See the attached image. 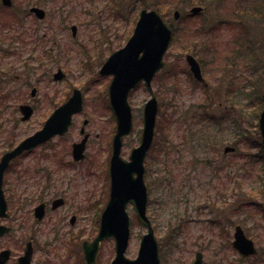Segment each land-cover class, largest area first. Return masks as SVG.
<instances>
[{
    "label": "rangeland",
    "instance_id": "rangeland-1",
    "mask_svg": "<svg viewBox=\"0 0 264 264\" xmlns=\"http://www.w3.org/2000/svg\"><path fill=\"white\" fill-rule=\"evenodd\" d=\"M67 1L54 0L47 8L43 6L47 17L40 21L30 14L32 0H14V7L8 9L0 0V157L41 129L75 88L84 95L83 112L73 117L64 139H54L52 145L46 143L15 160L6 173L10 216L2 223L13 232L0 238V251H12L8 264H18L17 257L25 247L17 242L22 231L34 229L31 206L24 203L18 208L17 178L26 180V189L37 182L36 191L46 186V167L51 161L45 153L68 148L71 152L72 144L82 138L80 128L85 119L90 121L86 132L91 139L86 160L64 174L68 186L74 184L67 190L72 203L66 212L77 211L79 204L85 240L97 235L100 215L96 208L102 213L110 197L109 162L116 129L109 107L112 77H102L99 71L113 51L126 45L144 8L157 10L174 30L165 67L152 83L159 111L153 145L145 160L148 215L160 244L161 263L192 264L201 251L203 264H264V153L256 146L248 147L251 139L260 142L254 114L261 112L259 97L264 90V0H70L63 6ZM197 6L202 12L190 15ZM101 9L97 27L100 14L96 12ZM176 10L181 13L179 20L174 19ZM86 11L91 13L88 18L83 16ZM73 25L78 26L75 39ZM35 31L46 38H36ZM118 35H122V45L109 48L107 42ZM10 51L17 54L8 55ZM187 54L198 59L207 86L194 80ZM59 68L66 74L64 82L53 80ZM32 87L37 90L34 98ZM150 98L144 85L130 96L134 131L125 138V159L140 144L144 106ZM19 103L34 105L35 114L29 121L21 120ZM227 145L235 146L236 152L225 155ZM128 212L132 233L126 255L134 259L147 229L132 204ZM237 226L255 241L256 256L244 259L234 248ZM48 229L46 225L37 231L36 264H84L81 242L68 249V229L58 238ZM115 255L114 240H106L98 264H111Z\"/></svg>",
    "mask_w": 264,
    "mask_h": 264
},
{
    "label": "water",
    "instance_id": "water-1",
    "mask_svg": "<svg viewBox=\"0 0 264 264\" xmlns=\"http://www.w3.org/2000/svg\"><path fill=\"white\" fill-rule=\"evenodd\" d=\"M7 6L12 5V0H2ZM144 1V0H140ZM201 8H194L192 12L198 13ZM39 19L45 18V11L40 8H33ZM176 19H179L180 12L175 11ZM73 35L76 37L77 27H72ZM173 40V29L164 21L163 17L155 10H142L137 22L133 36L128 40L125 47L113 53L103 65L101 75H113L109 88L110 105L117 122V132L113 139L112 156L110 161L111 193L110 199L103 212L101 219V231L93 243H86L85 247L90 254L87 255L89 262L94 258L99 249L100 242L111 236L116 241V258L112 264H161L159 258V244L151 221L147 216L148 189L145 183V159L152 147L155 126L158 116V101L154 94L152 81L156 74L165 66L164 57L168 52ZM187 61L191 66L194 76L203 80L201 68L196 59L188 55ZM64 75L58 72L55 80L63 79ZM142 82L151 94V99L144 107L143 124L144 129L140 145L136 147L125 160L122 157V149L125 137L133 131V112L129 97L134 89ZM36 90L32 91L35 96ZM264 101V92H263ZM23 120H29L34 109L28 105H21ZM83 110V96L79 89L74 91L72 97L47 120L44 127L26 138L20 145L11 151L6 152L0 159V218L8 217V204L5 198L3 184L4 174L11 162L25 151L31 150L48 140L56 134H65L72 124V117ZM87 121L84 122V125ZM259 130L264 147V109L259 119ZM82 130V134L84 133ZM89 135L73 145V156L75 160L85 159V151ZM233 147H226L225 152L234 151ZM132 204L138 220L148 229L147 234L141 238L140 251L136 259H129L125 251L130 241L131 218L128 213V205ZM43 206L37 210V215L42 216ZM11 229L1 225L0 236L8 233ZM234 245L246 256L256 252L254 243L248 239L243 230L238 227L235 235ZM32 247L28 244L26 255L21 258V264H30ZM11 252L3 251L0 254V264H6ZM193 264H202V254H197Z\"/></svg>",
    "mask_w": 264,
    "mask_h": 264
},
{
    "label": "flooded vegetation",
    "instance_id": "flooded-vegetation-1",
    "mask_svg": "<svg viewBox=\"0 0 264 264\" xmlns=\"http://www.w3.org/2000/svg\"><path fill=\"white\" fill-rule=\"evenodd\" d=\"M39 4H41V2ZM31 69L32 68H30V70ZM65 79H66V77H65ZM65 79L60 81V82H64ZM199 83L202 85L205 84L207 86V83H202V82H199ZM68 99L69 98L67 97L66 100L64 101V103ZM21 104H24V103H19L18 107H20ZM61 105H58L57 107H55L54 111ZM32 106H33L34 112H35V107H34V105H32ZM52 113L50 114V116L52 115ZM83 124H84V122H83ZM87 125H89L88 122H87L86 126L84 127L85 133L83 134L82 137H84L88 133V132L86 133ZM82 130L83 129L80 128V135H82ZM67 134L55 136L54 138H52L47 143H50L51 141H53L54 139H57V138L58 139H64V137ZM90 139H91V136L88 138V141H87V149H88ZM76 142H74L73 144H75ZM17 144H19V142ZM45 144H43V145H45ZM50 144L52 145V143H50ZM73 144H72V146H73ZM43 145H41L39 147H42ZM36 149H38V147ZM36 149H34L30 152H26L22 156L33 153ZM69 152L70 151L68 148L67 150H62V151H59L56 153H51V154L49 153L48 155L45 153V157L48 158L51 162L49 163L48 167H46V169H47L46 171L49 172V175L47 177L48 181H46V186L43 185L40 190L36 191L37 190L36 184H38V182L35 183L34 185H32L29 189H26L25 188L26 187V180H24L22 177L17 178V204H18V208L21 210L24 203L25 204L28 203V204H26V206L27 205L31 206V210L29 211V214H32V224L34 226V229L32 232L22 231L21 235L18 237L17 242L20 243V245L25 243V247L23 249V252H20L22 254L17 257V263L18 264H21V258L23 257V255L26 251L27 244L29 242H30L29 244L31 245L32 250H33L32 255H31L30 264H36L34 262V252H35V246L38 243L37 239H36L37 238V231L38 230L43 231L44 226H46V225H49L48 230H49V232L54 234L55 238L63 237V235L66 232L65 229L66 230L68 229V231L66 232V234L69 235V241L67 244L68 249L71 246H74V248L75 247L77 248L78 245H71L75 242H81L83 245V243H85L84 241H86L85 235H84L85 234V228L82 227L81 223L79 222V217L81 215V210H82L80 205L79 204L76 205L77 211H75V209H72L71 213L66 212L67 211L66 207H68L72 203L70 201V200H72V198H71V196L67 190L69 189V186H71V188L74 187L73 186L74 184H70L68 186V180H66L64 174L67 171V169L72 168L75 165L85 161L87 156H85V159L81 160V161H77V160H75V158H73V162H72L69 160V156H70ZM70 153H71V156L73 157L72 150ZM22 156H20L19 158H21ZM19 158H17V160ZM41 171H43V170H41ZM7 199L9 201L8 197H7ZM40 206H43V209L41 210L43 213H42V216L39 217L37 215V210ZM72 207H75V203L73 204ZM96 207H97V203H96ZM62 208H66V210L64 211L63 214H58V212ZM95 213L97 216L100 215V220H99L100 224H99V227H97V229H98L97 235H98L100 233V228H101V210H99V208H96ZM69 215H71L70 219L68 218ZM50 217H51V219H50ZM18 218H20V217H18ZM18 218H17V222H18L17 223V229L21 230L23 228V225H22L20 219H18ZM49 220H50V224L47 223ZM68 223H69V227L67 228ZM41 225H43V226L41 227ZM38 226H39V228H38ZM237 227L235 228V232L237 231ZM235 232H234V235H235ZM99 253H100V248L97 252V255H96V258H95V261L93 264H98L97 258L99 256ZM81 256H82L83 263L88 264L84 252L81 254ZM241 257H243V256L241 255Z\"/></svg>",
    "mask_w": 264,
    "mask_h": 264
},
{
    "label": "trees",
    "instance_id": "trees-1",
    "mask_svg": "<svg viewBox=\"0 0 264 264\" xmlns=\"http://www.w3.org/2000/svg\"><path fill=\"white\" fill-rule=\"evenodd\" d=\"M73 1V0H72ZM92 1H94V0H92ZM38 3H40L41 2V0H38L37 1ZM69 3H70V0H68L67 2H64L63 3V6H66V5H69ZM72 4H73V2H71ZM98 12V11H97ZM96 12V13H97ZM103 12V10L101 9V13ZM117 16V15H116ZM117 17H119V16H117ZM120 18V17H119ZM101 19H102V17H99L98 18V23L96 24L97 25V27H98V24H100L99 22L101 21ZM104 19V18H103ZM102 23H104V22H102ZM100 31L101 32H105L104 31V26H100ZM27 35V34H26ZM121 38H122V35H118V37H117V39L115 40V41H113V40H111L110 42H108L107 44L109 45V48H111V49H114V45L115 44H117V46H120L121 44ZM23 40V39H22ZM24 40H26V38H24ZM1 47V46H0ZM0 51H2V49H0ZM7 51V50H6ZM11 52V51H10ZM11 54H15V52H11V53H8V55H11ZM0 70H1V68H0ZM1 73V72H0ZM259 99H260V105H261V107H262V104H263V102H262V99L259 97ZM257 111H255V113H256ZM258 114L257 115H255L254 114V118L255 119H258ZM249 138H255V136L253 137L252 135H250V137ZM248 138V139H249ZM256 139H259V136L257 135L256 136ZM248 147H254V146H256L255 148H259L260 150H261V152H263L264 153V149L262 148V146H261V144H260V142H257V141H255V140H249L248 141Z\"/></svg>",
    "mask_w": 264,
    "mask_h": 264
},
{
    "label": "bare ground",
    "instance_id": "bare-ground-1",
    "mask_svg": "<svg viewBox=\"0 0 264 264\" xmlns=\"http://www.w3.org/2000/svg\"><path fill=\"white\" fill-rule=\"evenodd\" d=\"M108 179H109V182H110V190H109V191H111V187H112V184H111V175L108 177ZM147 205H148V202H147ZM101 223H102V222H101ZM100 231H101V229H100ZM131 233H132V225H130V236H131ZM107 238H112V237L109 236V237H107ZM115 246H116V244H115ZM128 247H129V246H128ZM128 247H127L125 253L127 252ZM82 250H83V252H84L86 255H88V256L90 255V254H88V252H87L86 247H85L84 244L82 245ZM139 251H140V248H139ZM138 253H139V252H138ZM159 258H160V261H161V257H160V256H159Z\"/></svg>",
    "mask_w": 264,
    "mask_h": 264
}]
</instances>
